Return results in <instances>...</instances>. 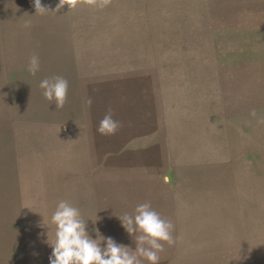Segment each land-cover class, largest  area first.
<instances>
[{"label":"rangeland","instance_id":"374dc122","mask_svg":"<svg viewBox=\"0 0 264 264\" xmlns=\"http://www.w3.org/2000/svg\"><path fill=\"white\" fill-rule=\"evenodd\" d=\"M41 4L0 0V264H49L61 201L133 251L117 217L150 203L174 225L159 264H264V0L85 4L70 44Z\"/></svg>","mask_w":264,"mask_h":264},{"label":"clouds","instance_id":"9594fccd","mask_svg":"<svg viewBox=\"0 0 264 264\" xmlns=\"http://www.w3.org/2000/svg\"><path fill=\"white\" fill-rule=\"evenodd\" d=\"M33 2L36 11L48 9L42 6L41 0ZM81 3L103 8L110 0H59L57 8L67 5L74 9ZM39 68V57L34 55L30 58L28 70L35 75ZM39 87L43 89L46 100L54 103L56 108H63L69 87L65 78L61 76L45 78L41 80ZM87 103L91 105V98ZM119 127V122L113 119V114L109 110L101 119L97 132L110 136L114 135ZM117 218L128 235L133 237L135 251L118 244L111 237H103L98 228L93 229L97 236L93 239L87 231V222L81 218L79 209L66 201L59 202L51 216V224L55 226V240L53 243L46 241L52 248L49 264H142L141 258L150 264H159V253L164 251L165 243L171 246L175 242L172 235L173 223L161 217L148 202L139 204L134 210V215L125 214ZM102 243H106V247H101Z\"/></svg>","mask_w":264,"mask_h":264},{"label":"crops","instance_id":"0c3cea01","mask_svg":"<svg viewBox=\"0 0 264 264\" xmlns=\"http://www.w3.org/2000/svg\"><path fill=\"white\" fill-rule=\"evenodd\" d=\"M59 3V0H52V14L55 11V16L58 18H63L65 21H63L64 24H60L61 20L56 23V25H52V42H61V43H73L75 40H77L76 34L82 33L80 29L73 28L68 23L69 18L73 16H77V14H72L71 11H79L82 10L83 6L85 4L81 3L76 8H71L65 5L64 7L57 8V5ZM68 19V20H66ZM79 38V37H78ZM80 39V38H79ZM53 49H65V50H72L73 47H54ZM53 58H57V53L54 52ZM70 56V55H69Z\"/></svg>","mask_w":264,"mask_h":264}]
</instances>
